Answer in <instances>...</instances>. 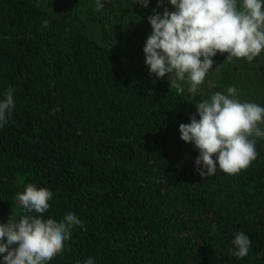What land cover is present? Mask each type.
I'll use <instances>...</instances> for the list:
<instances>
[{
  "label": "trees",
  "instance_id": "obj_1",
  "mask_svg": "<svg viewBox=\"0 0 264 264\" xmlns=\"http://www.w3.org/2000/svg\"><path fill=\"white\" fill-rule=\"evenodd\" d=\"M140 2L0 0V102L11 87L15 104L0 127V225L76 214L84 227L48 264H264V137L247 169L202 178L179 130L231 86L264 107V50L251 62L217 53L197 93L181 82L178 94L145 63L161 0ZM28 184L53 193L46 213L16 199ZM240 231L244 258L232 255Z\"/></svg>",
  "mask_w": 264,
  "mask_h": 264
},
{
  "label": "clouds",
  "instance_id": "obj_2",
  "mask_svg": "<svg viewBox=\"0 0 264 264\" xmlns=\"http://www.w3.org/2000/svg\"><path fill=\"white\" fill-rule=\"evenodd\" d=\"M144 8L149 0H141ZM175 11H169L162 0L148 21L153 29L144 48L146 66L150 74L163 79L169 77L170 89L183 93L181 82H187L190 93H197L204 83L213 57L227 53L232 58L251 62L264 50V0H170ZM105 7L96 0V11ZM228 95L216 92L210 99L195 106L199 120L191 117L190 124H181V139L194 143L200 155L197 171L204 178L216 173L217 168L228 175L247 169L256 159V139L264 137L259 127L264 123V107L250 102H239L237 89L231 86ZM0 102V127L7 123L15 107L13 89L9 87ZM215 157V159H213ZM218 165V166H217ZM202 166V167H201ZM53 193L28 184L16 199L27 213H46ZM84 224L74 213H68L57 222L43 216L24 215L18 223L0 225V254L4 264H48L64 251L74 227ZM6 238V243L4 242ZM232 255L244 258L249 254L251 239L243 231L232 241ZM18 245L11 248L10 246ZM85 264H94L88 258Z\"/></svg>",
  "mask_w": 264,
  "mask_h": 264
}]
</instances>
